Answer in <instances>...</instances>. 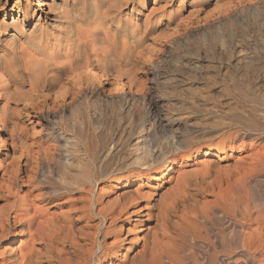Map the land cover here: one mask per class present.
<instances>
[{"label": "bare ground", "instance_id": "bare-ground-1", "mask_svg": "<svg viewBox=\"0 0 264 264\" xmlns=\"http://www.w3.org/2000/svg\"><path fill=\"white\" fill-rule=\"evenodd\" d=\"M133 2L64 0L56 19L59 36L35 37L27 47L11 33L10 49L0 54V74L13 88L28 89L29 107L53 114L80 102L99 105L103 83L110 86L109 103L134 106L143 99L133 91L134 59L152 31L146 25L139 35L127 33L122 14ZM178 34L187 32L174 31L169 41H178ZM142 105L147 120L139 169L107 196L99 194L89 139L84 150L70 154L67 166L61 146H28L14 112L5 109L0 149L9 124L12 148L19 145L20 151L6 166L0 157V264H264V131L241 119L212 128L208 139L218 144L195 146L181 140L177 121L165 123ZM157 135L173 143L152 153ZM245 137L254 144L236 156L235 144ZM56 166L72 169L71 179L43 183ZM137 183L148 189L131 191Z\"/></svg>", "mask_w": 264, "mask_h": 264}, {"label": "rangeland", "instance_id": "rangeland-1", "mask_svg": "<svg viewBox=\"0 0 264 264\" xmlns=\"http://www.w3.org/2000/svg\"><path fill=\"white\" fill-rule=\"evenodd\" d=\"M0 2V54L10 49L7 37L11 33L19 35L20 42L27 47L35 37L59 36L56 19L64 0ZM257 2L135 0L122 14L123 19L128 20V24L124 22L127 33L139 35L146 25L152 31L141 42L140 53L134 59V69L138 72L134 71L137 82L133 91L143 94V99L132 107L131 104L117 107L109 103L112 94L109 83H103L99 87V105L80 102L63 114H53L48 108L29 107L24 95L28 89L13 88L5 75L0 74V121H6V108L12 110L17 119V131L27 138L28 146L36 150L61 146L67 152L63 160L67 166L72 159L70 154L84 150L89 139L98 168L92 171L99 182V194L104 193V196L121 190L126 177L139 169L137 155L142 156L145 151L144 102L163 122L177 121L181 126L175 125L174 129L183 135L181 140L195 146L218 144L219 140L208 139L212 128L233 126L241 119L264 131V5ZM79 23L82 29H91L87 22ZM174 31L187 32V35L178 34L179 40L170 42L168 35ZM7 126L8 130L1 135L7 137L5 147L1 145L0 149L1 159L5 158L4 166L17 159L20 151L19 145L14 146L15 150L12 148V132L9 124ZM190 129L197 132L187 134ZM253 139L245 137L237 142L234 154H244L254 144ZM152 141L155 143L152 153H156L172 144L173 138L157 135ZM72 173V169L56 166L42 182L56 185L59 180H70ZM147 189L145 183L131 187V191ZM19 245L20 241L14 244ZM101 264L107 263L103 260Z\"/></svg>", "mask_w": 264, "mask_h": 264}]
</instances>
